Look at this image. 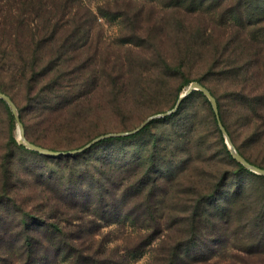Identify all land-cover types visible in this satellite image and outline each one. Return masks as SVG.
I'll list each match as a JSON object with an SVG mask.
<instances>
[{"label": "rangeland", "instance_id": "obj_1", "mask_svg": "<svg viewBox=\"0 0 264 264\" xmlns=\"http://www.w3.org/2000/svg\"><path fill=\"white\" fill-rule=\"evenodd\" d=\"M9 1H1L0 9ZM67 1L69 7L65 6ZM27 3L35 0H18L11 13L22 12ZM43 3L42 17H35L34 13L28 18L29 26L19 27L17 45L0 42V54L5 46L9 54L4 69L0 70V90L14 100L18 109L17 116L11 105L0 98V187L4 155L11 153L14 155L11 186L14 192L30 198L29 205L36 206L38 202H34L39 195L36 191L40 188L31 172H39L37 166L51 168L49 162L31 152L37 150L24 143L20 122L30 142L34 138L44 148L74 150L99 136L131 131L149 116L170 110L190 84L200 80L220 98L237 151L241 155L252 154L254 160L264 165V70L251 73L246 67L239 69L236 58L241 59L242 55L240 51L234 53L236 46L240 50L241 46H247L246 40L248 45L253 43L248 38L253 31L262 42H256L255 46H264V17L257 18L258 14L264 15V0H43ZM248 6L257 14L254 18L243 13ZM2 12L10 13L7 7ZM53 13L57 14L56 24L45 26ZM250 20L255 23L250 25ZM33 22L38 26L34 27ZM25 39L26 43L21 44ZM180 48L203 53L207 49L205 59L198 54L199 57L195 55L182 63L184 53L179 52ZM34 63L37 65L32 69ZM9 67L15 68V72H9ZM234 90H238L236 95ZM211 107L208 96L195 95L171 121L160 120L167 116L153 119L157 121L142 136L99 145L105 137L87 150L95 146L90 155L98 158L106 149L112 151L117 147L120 149L115 158H120L125 152L128 156L132 152L144 153L151 146H145V141L156 132L166 140L177 139V134L182 133L181 147L175 149L181 158L160 169L165 174L180 173L181 183L165 178L159 189L164 212L161 221L176 222L183 213L186 218L189 216L184 210L192 205L198 181L213 188L223 173L237 170L236 163H242L231 151L223 131L217 130L213 123ZM190 121L198 124L200 153L194 149L191 152L190 145H183L189 140L184 126ZM221 132L235 160L225 151ZM245 176L258 181L249 173ZM242 180L234 174L230 176V185L216 200H224ZM256 185L260 192L264 191V183ZM112 229L115 226L107 227L105 232ZM207 230L199 246L191 245L184 251L189 259L194 254L208 258L201 264H264L261 254H249L237 248L234 241L224 242V235H213L212 228ZM184 235L180 225H175L173 237ZM151 259L152 250L148 248L136 253L131 263L144 264Z\"/></svg>", "mask_w": 264, "mask_h": 264}, {"label": "trees", "instance_id": "obj_2", "mask_svg": "<svg viewBox=\"0 0 264 264\" xmlns=\"http://www.w3.org/2000/svg\"><path fill=\"white\" fill-rule=\"evenodd\" d=\"M10 1L7 5L2 4V10L0 9V42L17 45L19 27L29 26L31 21H28V18L34 13L35 17L41 16L44 3L43 0H35V3L30 5L27 3L22 12L11 13L12 7L18 0ZM69 5L67 1L65 6L69 7ZM5 7L10 11L9 14H3ZM243 13L250 18L257 15L249 6L244 8ZM56 15L53 13L47 19L45 26H54ZM260 16L264 17L261 13L257 18ZM249 23L252 25L255 22L250 20ZM33 24L34 27L38 26L37 23L33 22ZM247 31L245 26L243 32ZM252 34L250 32L248 34L250 41H253L251 45H248L246 40L247 46H241L242 50L240 46L235 47L234 53L240 51L242 55L241 59L236 58V65L239 69L242 66L246 67L251 73L257 70L261 73V70H264L262 61L264 46L257 48L256 42L259 44L262 42L257 39L254 31ZM26 41L23 40L21 44H25ZM239 45H242L241 42ZM3 50L4 52L0 54V70L4 69L5 61L9 60V54L5 51L6 46ZM180 51L184 53L181 62L185 63L195 55L205 59L207 49H204V53L203 50L199 52L193 48H180ZM256 56L261 59H256ZM218 62L221 63L219 59ZM28 64L29 62L26 61V68L30 66ZM36 65V63L32 64V69H35ZM7 70L11 73L15 72V68L9 67ZM20 76L24 77L25 73L21 72ZM199 82L216 97L220 120L235 142L220 98L204 82L201 80ZM237 91L234 90L235 95ZM195 95L204 96V93L201 90H194L183 99L176 112L160 120L168 122L181 114L185 104ZM211 111L213 123L217 126V130L221 131L219 120L212 107ZM156 121H152L136 133L109 136L98 144L111 145L116 141L135 139L148 132L151 124ZM178 125L180 126L181 123ZM197 125L195 121H190L184 126L188 130L185 131L189 134V140L183 142V145H190L191 152L194 149L196 153H200L202 144L197 140ZM177 135V139L166 140L162 134L156 132L152 138L145 141V146H151L144 153L132 152L128 156L125 152L120 158H115L120 149L117 147L112 151L106 149V153L98 158L90 155L95 146L91 150L70 155H42L37 151H31L36 153L39 159L49 162L51 167L45 170L44 167L37 166L39 172L36 174L31 172V175H34L33 181L40 188L36 191L39 193L34 202H38L36 206L29 205L28 196L23 197L18 192H14L11 186L14 178L11 159L14 155L11 153L4 155L3 182L0 187V264H61L62 262L132 264L133 256L148 248L152 250V259L144 264H192L193 262L201 264L200 262L205 263L208 258L204 259L203 256L193 254V258L189 259L185 250L191 245L199 246L201 238L210 228L213 235L215 233L218 236L224 235V242L234 241L238 245L237 248L264 257V191L260 192L256 185L257 182L264 183V176L248 170L240 162L236 163L237 170H228L227 173L222 174L220 180L214 184L215 188L198 181L191 197L192 205L184 210L189 214L187 218L183 213L184 216L180 215L176 222L161 221L164 217L159 199L162 180L168 178L172 181L177 180L178 183L182 182L179 172L172 171L165 174L160 170L167 164L172 166L181 158L176 154L175 149L181 147L179 139L184 135L182 133ZM221 139L228 156L235 160L222 132ZM30 140L41 144L34 138ZM98 144L96 147L99 146ZM242 155L249 162L264 168L261 162L254 160L252 154L242 152ZM246 173L258 181L255 182L251 177L245 176ZM233 174L243 180L224 200H216L230 185L229 179ZM177 224L185 234L183 237H173V230ZM112 226H115V229L105 232L107 227ZM164 236L167 239H163ZM165 244L168 247L162 248Z\"/></svg>", "mask_w": 264, "mask_h": 264}, {"label": "water", "instance_id": "obj_3", "mask_svg": "<svg viewBox=\"0 0 264 264\" xmlns=\"http://www.w3.org/2000/svg\"><path fill=\"white\" fill-rule=\"evenodd\" d=\"M194 90H201L203 91V93L209 97V99L211 100V103H212V106H213V109L217 115V118L219 120V125H220V128L221 130L223 131V133L225 134L226 138H227V142L229 144V147L231 149V151L233 152V154L235 155V157L240 160L246 167L250 168L251 170L257 172V173H260V174H263L264 175V168H261V167H258V166H255L253 164H251L243 155H241L232 139L230 138L224 124L222 123V121L220 120V114H219V105H218V101L216 99V97L212 94V92L206 87L204 86L203 84H201L200 82L198 81H193L190 86L186 89V91L184 93H182L175 105L174 108L166 111V112H163V113H159V114H155V115H152V116H149L146 120H144L137 128L131 130V131H128V132H119V133H109V134H105V135H102V136H99L98 138H95L93 139L91 142L87 143L86 145L82 146L81 148H77V149H74V150H68V151H55V150H51V149H48V148H44V147H41L35 143H32L30 142L27 138H26V135H25V130H24V127H23V124L22 122H20V127H21V137H22V140L24 141V143H26L28 146H30L31 148L41 152V153H44V154H48V155H70V154H75V153H81V152H84L85 150H87L88 148H90L94 143H96L97 141L105 138V137H109V136H115V135H126V134H131V133H135L139 130H141L143 127H145L148 123H150L153 119L157 118V117H160V116H167V115H170L172 113H174L178 107L180 106L181 102L183 101V99L188 96L189 94H191ZM0 98L6 100L12 107L14 113L18 116V109H17V105L16 103L12 100V98L7 95L6 93L0 91Z\"/></svg>", "mask_w": 264, "mask_h": 264}]
</instances>
